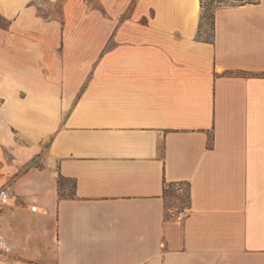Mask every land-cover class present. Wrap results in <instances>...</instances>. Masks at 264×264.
<instances>
[{
	"label": "crops",
	"instance_id": "1",
	"mask_svg": "<svg viewBox=\"0 0 264 264\" xmlns=\"http://www.w3.org/2000/svg\"><path fill=\"white\" fill-rule=\"evenodd\" d=\"M85 1L25 26L0 78L19 243L54 264H264V0L216 7L209 40L200 0Z\"/></svg>",
	"mask_w": 264,
	"mask_h": 264
},
{
	"label": "rangeland",
	"instance_id": "2",
	"mask_svg": "<svg viewBox=\"0 0 264 264\" xmlns=\"http://www.w3.org/2000/svg\"><path fill=\"white\" fill-rule=\"evenodd\" d=\"M62 2L63 0H0V15L10 19L12 21V26L10 31H5L0 29V78L2 73H15L17 72L18 62L25 63V44L26 40L21 35V31L25 26L35 27V17H41L46 20H54L57 24L62 23ZM206 5L204 13V18L201 20V31L205 38L211 37V19L209 18L211 11L216 7L222 5H229L230 0H203ZM93 10L99 9V4L97 0L85 1ZM90 27H97L99 24L98 17H93L90 19ZM32 29V28H30ZM33 40V37H30ZM6 47L5 61L3 62V47ZM10 47V52L7 47ZM4 65V67H3ZM1 123V120H0ZM7 129V126H4ZM12 134V133H11ZM54 175H56L54 173ZM60 189L59 194L61 196L70 195L72 193L73 183L71 180L59 179L58 181ZM8 183H1L0 188L8 189ZM10 191V190H9ZM186 193L183 195H178L176 192L172 191L170 193L171 201L174 203L186 201ZM16 204L14 206H1L0 205V239L6 241V243L11 246L10 253H4L0 249V264H54V251L50 245L47 246L48 251L45 250L40 259L30 258L29 256H35L36 253L33 250L34 246L31 245L33 250L31 253L27 254L25 248L19 243L20 231L13 232L8 225L6 220L7 214L11 213V209H15L18 205V198H16ZM32 201H30L31 204ZM18 227L19 224H17ZM32 226H37V223H33ZM31 226V227H32ZM23 228V226L21 227ZM6 231H9L10 237L5 235ZM49 242V241H48ZM52 250V251H51ZM29 255V256H28Z\"/></svg>",
	"mask_w": 264,
	"mask_h": 264
},
{
	"label": "built area",
	"instance_id": "3",
	"mask_svg": "<svg viewBox=\"0 0 264 264\" xmlns=\"http://www.w3.org/2000/svg\"><path fill=\"white\" fill-rule=\"evenodd\" d=\"M16 196L11 194L8 189L0 188V205L1 206H14L16 204ZM30 210L32 212H43L37 204H31ZM191 210L186 204L171 207L166 211V219L174 223H183L185 219L189 216ZM0 249L4 253L11 252V246H9L5 240L0 239Z\"/></svg>",
	"mask_w": 264,
	"mask_h": 264
},
{
	"label": "trees",
	"instance_id": "4",
	"mask_svg": "<svg viewBox=\"0 0 264 264\" xmlns=\"http://www.w3.org/2000/svg\"><path fill=\"white\" fill-rule=\"evenodd\" d=\"M231 3H229V5H233V4H242V3H248V2H257L258 0H230ZM201 2V9L202 11H205L206 5L203 3V0H200ZM213 11H211V14L209 16V18L211 19V25L213 22ZM204 13L201 14V20L204 18ZM10 21L7 20L6 18H4L3 16L0 15V28L2 29H6L9 27ZM206 39H210V38H206Z\"/></svg>",
	"mask_w": 264,
	"mask_h": 264
}]
</instances>
